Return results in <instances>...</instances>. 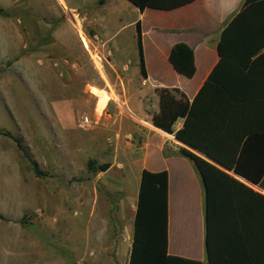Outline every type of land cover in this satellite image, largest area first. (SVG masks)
I'll list each match as a JSON object with an SVG mask.
<instances>
[{
  "label": "rangeland",
  "instance_id": "1",
  "mask_svg": "<svg viewBox=\"0 0 264 264\" xmlns=\"http://www.w3.org/2000/svg\"><path fill=\"white\" fill-rule=\"evenodd\" d=\"M63 1L76 7L87 48ZM78 1L0 0V130L19 139L37 171L0 136V264H127L142 136L122 140L104 128L124 120L132 131L133 124L111 102L103 110L105 91L84 86L112 73L90 22L120 48L113 57L119 69L131 71L135 12L125 0ZM80 115L92 121L86 130L75 126ZM88 161L111 167L92 172Z\"/></svg>",
  "mask_w": 264,
  "mask_h": 264
},
{
  "label": "crops",
  "instance_id": "2",
  "mask_svg": "<svg viewBox=\"0 0 264 264\" xmlns=\"http://www.w3.org/2000/svg\"><path fill=\"white\" fill-rule=\"evenodd\" d=\"M113 2L114 4L120 3L119 0H113ZM105 3L106 0L101 4L98 2V5ZM243 3L244 0H194L172 10L144 9L142 11H138L133 6L135 17L132 24L134 27L137 23L140 31L145 78H142L138 72L137 52L133 61V55L128 60L130 66L133 67L131 71L125 65L119 69L113 57L120 48L112 46L110 35L103 36L91 21L90 26L94 38L99 39L97 45L109 55L108 66L112 73L108 71L104 79L91 76L85 81L84 87L90 86L103 90L107 94L112 92L122 96L131 111L150 123L151 116L158 111L156 89H177L190 103L218 63L216 46L221 31L242 8ZM75 5L78 6L79 1L75 0ZM59 6L67 15H74L72 13L74 9V24L71 21L68 23L87 48L85 39L78 34L80 24L79 19L76 18V15H79L76 7L65 6L64 1L63 5ZM80 15L86 16L83 13ZM96 17L97 23L103 19L99 15ZM175 44H184L192 50L194 72L190 78L176 73L168 62L169 51ZM78 58L77 60L81 61L82 54H79ZM94 66L101 74L100 63L94 61ZM207 98L206 95L201 97L199 102L201 109H197V118L203 119L205 109L210 104ZM182 122V119H177L172 126L173 131L179 130ZM60 123L62 122L59 121L56 125ZM132 124V131H126L123 126L131 125V123L124 120L118 123L114 120V124H109V121L101 123L104 128L111 130L116 137L122 140L138 141L137 136H142V146L138 148L135 163L137 173L140 174L141 170L153 173L166 172V254L171 257L197 261L200 264H237L240 259L248 256L249 253L245 251V248L241 249V243L236 237L237 223L234 210L236 206H243L250 213L255 202L257 203L256 197L254 198L252 194L243 190V187L263 197L264 190L219 166L196 150L175 141L172 135L163 133L153 126L144 128L137 124L134 125L133 122ZM199 130L202 131L203 127ZM181 150L205 160L217 171L243 186L238 187L227 178L217 173H210L208 178L211 191L208 230L206 226L207 191L204 180L193 162ZM109 156L114 158L113 153L107 155ZM1 159L2 152L0 151V171L2 169ZM249 159H252V155H249ZM233 193L237 194L238 201ZM247 222L250 224L249 217ZM206 239L209 243V251L206 247Z\"/></svg>",
  "mask_w": 264,
  "mask_h": 264
},
{
  "label": "trees",
  "instance_id": "3",
  "mask_svg": "<svg viewBox=\"0 0 264 264\" xmlns=\"http://www.w3.org/2000/svg\"><path fill=\"white\" fill-rule=\"evenodd\" d=\"M104 0H99L101 4ZM138 11L144 9L172 10L194 0H125ZM3 12L0 10V15ZM138 72L145 78L140 31L134 25ZM218 63L189 103L177 89H156L158 111L151 116V124L163 133L172 135L182 144L196 150L219 166L232 171L251 184L264 190V0H244L242 8L220 33L216 46ZM173 70L186 78L194 72L192 50L184 44H175L168 54ZM206 95L210 104L203 119L197 118L199 102ZM199 105V106H198ZM198 106V108H197ZM201 116V115H199ZM182 119L179 130L172 126ZM203 127V130L199 129ZM0 136L10 139L17 150L31 163L19 139L5 130ZM206 186V226L209 229L210 173H217L238 187L233 179L217 171L205 160L185 151ZM252 155V159H249ZM107 163L95 165L88 161L89 171L104 172ZM166 189L165 171L141 170L132 218V233L127 264H200L197 261L171 257L166 254ZM257 199L249 210L235 207L237 239L248 256L237 264H264V197L251 193ZM237 200V194L233 193ZM238 201V200H237ZM248 217L250 224L247 222ZM250 225V227H248ZM209 251V243L206 239Z\"/></svg>",
  "mask_w": 264,
  "mask_h": 264
},
{
  "label": "built area",
  "instance_id": "4",
  "mask_svg": "<svg viewBox=\"0 0 264 264\" xmlns=\"http://www.w3.org/2000/svg\"><path fill=\"white\" fill-rule=\"evenodd\" d=\"M108 96H109V100L105 104V107L103 110H105V108L107 107V104L111 102L113 106L115 107V109L118 110V114H120V116L126 119H129L134 124L140 125L144 128H149L152 126L150 122H147L144 119L139 118L133 111H131L127 102L122 96L113 94L112 92H110ZM91 124H92V121L87 115H80L76 121L75 126L79 130H86L91 126Z\"/></svg>",
  "mask_w": 264,
  "mask_h": 264
},
{
  "label": "bare ground",
  "instance_id": "5",
  "mask_svg": "<svg viewBox=\"0 0 264 264\" xmlns=\"http://www.w3.org/2000/svg\"><path fill=\"white\" fill-rule=\"evenodd\" d=\"M84 40V39H83ZM95 59L96 62H98V57L94 56L93 57ZM99 63V62H98Z\"/></svg>",
  "mask_w": 264,
  "mask_h": 264
},
{
  "label": "water",
  "instance_id": "6",
  "mask_svg": "<svg viewBox=\"0 0 264 264\" xmlns=\"http://www.w3.org/2000/svg\"><path fill=\"white\" fill-rule=\"evenodd\" d=\"M175 140V139H174ZM175 141H177V140H175ZM178 142V141H177ZM186 146V145H185Z\"/></svg>",
  "mask_w": 264,
  "mask_h": 264
}]
</instances>
